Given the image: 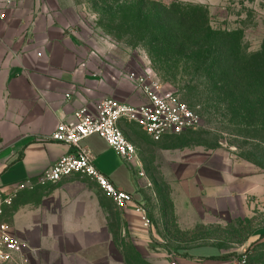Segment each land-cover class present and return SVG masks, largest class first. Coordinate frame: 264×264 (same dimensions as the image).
<instances>
[{"label":"crops","instance_id":"crops-1","mask_svg":"<svg viewBox=\"0 0 264 264\" xmlns=\"http://www.w3.org/2000/svg\"><path fill=\"white\" fill-rule=\"evenodd\" d=\"M74 9V0H0V190L36 181L71 153L69 146L50 136L75 111L85 106L93 111L106 98L130 105L144 102L117 65L87 46L75 28ZM82 144L100 172L145 205L152 227L141 225L133 206L117 208L90 180L71 177L25 190L6 211V220L12 233L28 244L30 264H134L133 257L142 264H155L163 254L152 249L159 250L167 212L154 203L144 156L128 163L96 135ZM163 155L173 164L171 172L178 174L181 150L166 149ZM213 155L206 156L203 164L188 163L191 184L200 185L195 193L212 203L211 208L208 203L200 207L202 218L214 210L221 214L220 203L231 198L221 182L212 184L207 178L216 170L210 164ZM174 211L192 216L194 208Z\"/></svg>","mask_w":264,"mask_h":264},{"label":"rangeland","instance_id":"rangeland-1","mask_svg":"<svg viewBox=\"0 0 264 264\" xmlns=\"http://www.w3.org/2000/svg\"><path fill=\"white\" fill-rule=\"evenodd\" d=\"M145 1L207 23L235 45L256 72L264 66V0H74L73 10L75 28L95 55L113 62L123 75L132 71L150 74L201 119L197 130L160 142L136 125L124 126L137 156L143 155L149 166L153 202L167 212L159 250L152 249L163 254L155 264L162 260L166 264H239L243 259L246 264H264V169L253 162V156L264 155V141L256 127L244 125L238 110L232 113L225 104L215 102L199 56H176L175 41L150 34L158 17L144 20L133 10ZM166 149L182 152L176 175L170 170L172 162L163 155ZM209 154H214L210 164L216 170L207 178L212 184L221 182L231 198L220 203L221 214L214 210L202 218L200 207L208 203L211 208L212 203L198 198L195 190L200 185L191 184L193 172L188 163L203 164ZM184 206H193L192 216L176 215L174 210H184ZM185 221L197 223L187 226ZM153 227L157 229L154 223ZM132 260L142 264L136 257Z\"/></svg>","mask_w":264,"mask_h":264},{"label":"built area","instance_id":"built-area-1","mask_svg":"<svg viewBox=\"0 0 264 264\" xmlns=\"http://www.w3.org/2000/svg\"><path fill=\"white\" fill-rule=\"evenodd\" d=\"M126 78L143 95L142 104L130 105L106 98L98 102L93 111L86 106L75 111L72 119L60 122L50 136L52 141L69 146L71 153L52 164L36 181L18 182L0 190V264H30L32 260L28 244L12 233L6 220V211L21 192L45 188L71 177L94 182L119 209L133 206L141 225L147 229L152 227L145 205L137 204L133 194L119 189L100 172L91 152L82 143L90 136H99L124 161L132 163L137 150L126 138L124 126L136 125L154 142H160L167 136L197 130L201 119L195 109L173 91L164 89L150 74L132 71ZM239 264H246V261L243 259Z\"/></svg>","mask_w":264,"mask_h":264},{"label":"trees","instance_id":"trees-1","mask_svg":"<svg viewBox=\"0 0 264 264\" xmlns=\"http://www.w3.org/2000/svg\"><path fill=\"white\" fill-rule=\"evenodd\" d=\"M133 10L144 20L158 17L150 34L157 33L159 40L175 41L176 56H199L197 61L202 59L201 69L215 102L225 104L232 113L238 110L244 125L256 127L264 141V66L255 72L250 61L241 56L235 45L225 41L222 33L212 31L207 23L201 24L183 11L158 8L150 1ZM253 157L254 164L264 169V155Z\"/></svg>","mask_w":264,"mask_h":264}]
</instances>
